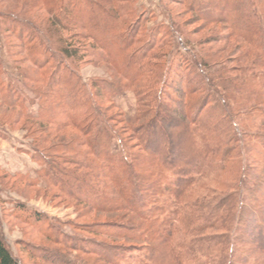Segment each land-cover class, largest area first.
I'll return each instance as SVG.
<instances>
[{
  "label": "trees",
  "instance_id": "trees-1",
  "mask_svg": "<svg viewBox=\"0 0 264 264\" xmlns=\"http://www.w3.org/2000/svg\"><path fill=\"white\" fill-rule=\"evenodd\" d=\"M69 1L45 5L46 16L41 20L45 26L43 29L32 21L20 22L0 16L4 30L16 38L17 43L11 45L12 54L18 56V53L25 52L28 55L31 68L24 81L38 86L45 79L43 88L34 87L32 90L39 107L37 115L25 112L13 123L24 121L35 127L34 133L39 135L37 138L32 136L35 149L47 145L44 138L49 141L54 130L77 129L79 136L64 148L54 145L43 151L49 155L66 149V156L81 160L77 164L70 160L72 165L92 166L95 178L83 175L80 179L87 183L93 181L90 187L94 191H85V201L80 202L89 211L112 216L108 224L92 233L106 235L112 245L102 243L94 248L85 245L83 240H69L72 244L79 242L78 251L100 259V262L89 260L90 264H186V255L181 251L184 245L174 243L175 235L179 234L176 223L181 222L182 230L190 233L198 215L205 222L216 217L226 229L216 237L221 244L217 262L236 264L242 237L238 229L245 222L246 214L253 215L255 208L249 207V202L258 195L257 186L250 187V190L247 186L251 181L264 183V131L261 130L264 127V0H256L257 3L248 0L247 5L245 0H239L235 7L240 10L236 12L238 17L224 19L227 37L238 40L232 52L242 50L241 56L234 61L226 59L217 67L218 63L208 55L197 58L189 45L181 44L186 54L196 58L194 63L199 73L194 79L199 80L205 90L188 91L183 88V79L180 86L178 79L174 78L176 91L172 94L165 85L160 86L162 80H168L165 77L168 69L160 74L154 62L134 70V53L130 57L124 56L126 61L121 64L114 61L112 47L128 53L142 26L138 18V23H134L129 31L126 29L123 19L135 14L131 5H122L127 0L112 1L117 7L101 6L95 0ZM222 3L226 9L225 0ZM58 5H65L67 13L64 16L58 15ZM225 14L231 17L227 12ZM64 33L90 42L121 80L135 87L139 104L136 120L128 122L121 114L115 116L111 113L117 110L112 98L118 89H122L120 84L104 82V85L103 81L95 79L85 82L80 77L81 51L72 44L73 37L66 38ZM182 36V33L178 36L179 40ZM229 63L234 66L228 67ZM160 78L158 89L156 79ZM197 95L198 98L191 99ZM16 97L17 101L8 104L23 109V98ZM113 140L119 144L116 151L112 149ZM179 141L183 151L177 144ZM183 154L190 157L184 164L188 166L182 175L177 176L175 162L184 157ZM207 159L212 161L208 166L211 171L225 173L228 182L225 196L214 200L209 207L201 206L187 213L177 207L164 214L163 208L157 207L158 200L153 202L155 206L146 207L149 202L145 192L162 193L170 202L178 203L207 167L204 165ZM260 159L263 161L259 164ZM50 160L48 156L46 167H50L49 171L60 172H56V176L61 177L63 170L57 163L48 162ZM150 169L160 178L155 177L159 181L148 185L146 178ZM166 171H171L170 175ZM161 181L166 182L164 187H161ZM61 187L60 193L65 197L77 191L75 185ZM30 218L37 224L44 219L35 212H30ZM254 242L257 250L264 253V237L258 235ZM77 244H73L76 246L74 250ZM0 264H21L5 246L1 233Z\"/></svg>",
  "mask_w": 264,
  "mask_h": 264
},
{
  "label": "rangeland",
  "instance_id": "rangeland-1",
  "mask_svg": "<svg viewBox=\"0 0 264 264\" xmlns=\"http://www.w3.org/2000/svg\"><path fill=\"white\" fill-rule=\"evenodd\" d=\"M55 1L63 0H0V16L20 22L32 21L43 29L45 26L42 25L41 20L46 16L45 5ZM112 1L114 2V0H95L101 6L117 7ZM252 1L257 3L256 0ZM225 2L228 5L226 9L222 0H127L126 4L122 3V5L124 7L131 5L135 14L127 15L123 19L126 21V29L129 31L134 23H138L136 22L138 18L142 26L128 53L124 54L119 48L112 47V53L115 54L114 61L121 64L126 61L124 56L130 57L134 53L135 63L132 64L134 70L142 69L140 65L147 67L154 62L159 69L158 73L163 74L168 69L165 76L168 79L166 82L162 80L161 83V78L156 79L158 89H160V81V86L165 85L168 88L167 91L172 94L176 91L175 78V80L178 79L180 86L183 79V88L188 91H204L205 87L200 84L199 80L194 79L199 73L195 68L196 58L192 59L189 54H186L185 47L182 48L181 44L189 45L188 47L196 52L194 55L197 58L200 55H208V58L218 63L217 67L222 66L219 63L222 64L226 59L234 61V58H239L242 50L232 52L238 40L227 37L228 31L224 20L228 21L230 18L238 17L237 13L240 10H235V7L239 0H225ZM247 2L248 0L244 1L245 5ZM58 7V15L64 16L67 13L65 5H58ZM225 12L231 17H228ZM4 29L5 26L0 22V233L3 242L21 264H90L89 260L100 262L96 256L78 251L79 242H73V244L78 243L74 250L76 246H73L69 240L70 238L83 240L85 245L94 248L102 243L106 246L112 245L106 235L92 234L99 230L98 228L108 224L112 216L89 211L85 204L81 203L85 199V191L94 190L90 187L93 181L83 182L80 177L88 175L95 178L94 169L92 166L84 168L72 165L70 160L77 164L80 163V158L68 157L64 154L66 149L63 151L59 149L72 142L75 137L79 136V132L74 128L54 130L50 133L49 141L44 138L47 145L43 144L44 146H40L42 149L37 147V150L32 145V136L35 135L36 138L39 136L38 133H34L35 127H30V124L24 121L13 123V120L26 114L25 112L32 116L37 115L39 107L32 90L34 87L43 88L45 79L38 86L24 81L27 70L31 68L28 55L25 52L18 53V56L12 54L11 45L17 43L16 38ZM112 30L115 32L114 24ZM181 33L183 36L179 40L178 36ZM64 35L70 39L73 37L72 44L81 51L82 59L78 64L80 77L85 82L95 79L103 81L102 83L117 82L120 84L122 89H118L117 94L115 93L112 98L114 108L117 110H112L111 113L115 116L121 114L128 122L136 120L139 104L135 95V87L121 80L112 67L102 60L100 52L92 48L90 42L83 41L80 36V38H74V34L64 33ZM165 62H167L166 66H164ZM227 66L233 67L234 63H229ZM236 74L238 75V72ZM148 77L151 76L148 74ZM171 78H173L172 81H170ZM145 79L148 78L145 76ZM16 95L23 98L26 105L23 109H20L18 105L10 107L8 104L10 101H17ZM196 98L198 95L191 97V99ZM30 129L33 130L30 131ZM261 130L264 131V127ZM177 144L180 151H183L180 141ZM54 145H60L57 148L59 150L49 155L44 153L43 149L52 148ZM118 148L119 144L113 140V151ZM149 152L155 153L154 150ZM156 152L159 153V151ZM48 156L51 159L48 162L57 163L58 167L63 170L61 177L56 176V172L58 174L60 172L49 171L50 167H46L45 160ZM183 156L177 158L175 162L178 169L177 176L182 175L181 172L188 166L184 164L185 160L190 157L187 154ZM260 160L259 164L263 159ZM210 163L212 161L209 159L204 162L207 167L178 203L174 200L170 202L167 195H162V193L153 195L145 192L149 202L146 207L155 206L153 203L155 200H158L157 207L163 208L164 214L170 210L174 211L177 207L178 209L182 207L181 210L186 213L195 208L200 209L201 206L209 207L214 200L228 193L225 173L211 171L208 168ZM151 170L147 171L148 185L153 181H159L158 178H160V175L151 173ZM166 172L168 175L171 173V171ZM49 178L51 181L48 180ZM69 185H75L78 192L74 190L71 196L65 197L60 193V189L61 186ZM165 185L166 182L161 181V187ZM248 185L249 190L257 186L258 195L249 202V205L251 204L249 207L255 208L252 210L253 215L247 216L246 214L243 219L245 222L242 221L243 224L238 229V234L242 237L241 246L236 254L238 257L236 264H264V253L257 250L254 242L258 235L264 237V183L257 184L256 181H251ZM245 200L248 201V198L245 197ZM30 212L39 213L44 219L37 224L33 222V218H30ZM158 214L161 217L164 216L160 211ZM198 217L190 233L182 230L181 222L176 223L179 227V234L175 235L174 243L184 245L181 251L186 255V264H218L221 244L216 237L225 233L226 229L223 228L225 224L216 220L218 219L216 217L207 222L199 215Z\"/></svg>",
  "mask_w": 264,
  "mask_h": 264
}]
</instances>
